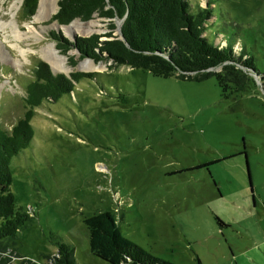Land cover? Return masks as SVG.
Returning a JSON list of instances; mask_svg holds the SVG:
<instances>
[{
  "label": "rangeland",
  "instance_id": "rangeland-1",
  "mask_svg": "<svg viewBox=\"0 0 264 264\" xmlns=\"http://www.w3.org/2000/svg\"><path fill=\"white\" fill-rule=\"evenodd\" d=\"M22 1L0 0L5 20L13 18L12 5L20 2L15 19L31 35L21 44L36 50L24 57L12 46V34L7 40L0 30L2 125L10 128L26 111L25 85L35 64L50 65L39 52L41 45L54 43L65 57L69 71L57 72L94 76L35 108L33 139L11 161L16 203L33 216L18 234L21 253L47 264L43 254L56 251L50 241L55 234L74 246L79 264H110L91 253L84 223L85 217L109 210L122 217L125 237L161 260L264 264V90L259 74L264 72V0H191L200 7L210 3L211 38L225 44L223 32L234 36L236 54L249 51L255 59L256 69L248 70L251 87L230 98L222 96L215 77L199 82L161 77L82 57L75 48L64 54L51 32L69 39L119 35L109 27L121 20L96 13L90 20L97 29L70 35L62 25L52 26L57 23L53 17L42 24L30 22L34 15L22 20ZM86 60L101 67H80Z\"/></svg>",
  "mask_w": 264,
  "mask_h": 264
},
{
  "label": "trees",
  "instance_id": "trees-1",
  "mask_svg": "<svg viewBox=\"0 0 264 264\" xmlns=\"http://www.w3.org/2000/svg\"><path fill=\"white\" fill-rule=\"evenodd\" d=\"M38 4L39 0H23L21 19L31 18ZM96 13L122 20V37L112 35V32L94 33L76 36L72 41L59 32H51L64 54L75 48L82 57H91L95 61L112 60L118 65L145 69L161 77L175 76L197 82L215 77L225 98L251 87L253 79L248 70L256 69L255 59L249 51L236 54L234 36L227 37L222 31L225 44L210 37L208 30L213 17L210 3L200 7L191 0H59V8L52 20L68 25L78 18L88 21ZM109 28L113 31L117 26L112 21ZM219 32L216 29L214 33L218 35ZM103 36L107 38L102 39ZM259 74L264 90V72ZM93 76L90 72L54 73L47 62L39 60L25 85L26 111L10 128L0 122V264H38L25 257L17 245L19 232L33 216L27 208L17 205L11 172L13 157L33 139L30 119L35 108L44 101H57L73 91L75 82ZM120 219L109 210H100L84 218L92 254L110 264H174L159 259L125 237ZM215 219L219 226H225L216 215ZM50 241L56 251L43 254L47 264H79L72 244L55 234L50 235ZM197 264H203L198 257Z\"/></svg>",
  "mask_w": 264,
  "mask_h": 264
},
{
  "label": "bare ground",
  "instance_id": "bare-ground-1",
  "mask_svg": "<svg viewBox=\"0 0 264 264\" xmlns=\"http://www.w3.org/2000/svg\"><path fill=\"white\" fill-rule=\"evenodd\" d=\"M58 1L59 0H39V5L37 7L36 13L34 14L30 22L31 23L37 22V23L42 24L43 21L48 20L51 17H53V15L58 10V4H59ZM19 7H20V2L19 3L15 2L12 5L11 12H12L13 18L11 20H5L0 17V30L4 31V34H5L4 36L7 40L9 39L8 33L10 32L12 34V36L16 39L15 43H11L12 46L18 48L19 52L25 57V55L28 52H35L36 50L31 47L25 48L24 47L25 45L23 46L21 44V41H24L26 38H28L31 35H29L30 31L23 32V29L19 26L18 22L15 19V15ZM31 23H27L26 25L27 28H30ZM57 24L58 23H54L52 24V26H58ZM61 27L66 33L72 35L76 31L83 32V33H90L94 31V29L98 28V23H96V21L94 20L82 22L80 19H75L70 24L62 25ZM37 34H36L38 36L37 38L41 39V35H39V33ZM39 52L41 56L50 63L54 71H66V70L69 71L70 67L67 65L65 57L62 56L57 51L54 43H47V44L41 45V47L39 48ZM14 62L16 64H19L20 59H17ZM80 67L86 68V69H98L101 66L95 65L91 60H86L81 63ZM3 84L4 82L0 83V87Z\"/></svg>",
  "mask_w": 264,
  "mask_h": 264
},
{
  "label": "water",
  "instance_id": "water-1",
  "mask_svg": "<svg viewBox=\"0 0 264 264\" xmlns=\"http://www.w3.org/2000/svg\"><path fill=\"white\" fill-rule=\"evenodd\" d=\"M121 24H122V20H121ZM121 24L117 27V30L119 31V35L122 37V30H121ZM75 39V36L72 35L71 36V40H74ZM52 71L54 73H57V71H54V69L51 67ZM69 75V74H67ZM246 170H247V179H248V184L250 186V189L252 190V180H251V176H250V170H249V166H248V163H247V167H246Z\"/></svg>",
  "mask_w": 264,
  "mask_h": 264
}]
</instances>
